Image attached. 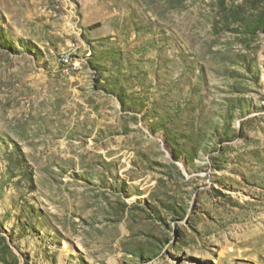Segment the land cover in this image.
Here are the masks:
<instances>
[{"label":"rangeland","instance_id":"374dc122","mask_svg":"<svg viewBox=\"0 0 264 264\" xmlns=\"http://www.w3.org/2000/svg\"><path fill=\"white\" fill-rule=\"evenodd\" d=\"M0 264H264V0H0Z\"/></svg>","mask_w":264,"mask_h":264},{"label":"bare ground","instance_id":"6f19581e","mask_svg":"<svg viewBox=\"0 0 264 264\" xmlns=\"http://www.w3.org/2000/svg\"><path fill=\"white\" fill-rule=\"evenodd\" d=\"M261 227V226H260Z\"/></svg>","mask_w":264,"mask_h":264}]
</instances>
